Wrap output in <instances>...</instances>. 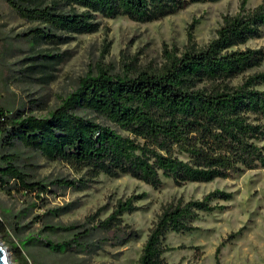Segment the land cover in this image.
Listing matches in <instances>:
<instances>
[{"label":"trees","instance_id":"trees-1","mask_svg":"<svg viewBox=\"0 0 264 264\" xmlns=\"http://www.w3.org/2000/svg\"><path fill=\"white\" fill-rule=\"evenodd\" d=\"M215 1L5 0L22 18L42 25L30 29L25 39L45 44L67 40L61 33L97 31V14L146 22L191 3ZM245 3L240 1L235 14L222 16L215 37L203 46L194 41L199 21L194 18L184 49L164 45L163 62L154 70L140 68L136 57L123 60L125 69L120 73L99 62L95 74L80 78L77 87L44 116L1 106L0 184L41 197L57 187L81 190L99 174L128 175L157 189L164 178L179 186L264 168V45L241 48L261 35L264 4L246 8ZM67 7L83 11H66ZM19 145L49 161L65 162L84 175L48 182L36 179L34 165L18 153ZM145 195L116 199L104 218L99 214L107 204L88 214L82 224L45 225L48 233L64 230L69 238L56 242L40 236L19 239L13 247L14 260L29 264L23 246L30 240L51 252L68 253L72 256L69 264H84V259L75 256L91 254L103 245L123 246L138 237L123 215L139 210L136 201ZM232 196L231 191L215 189L201 198L178 197L164 204L148 230L137 264H169L165 253L175 248L165 243L166 235L197 230L193 222L201 212L225 207L212 204L214 199L229 201ZM67 209L63 206L49 214ZM21 228L17 226V233ZM241 230L221 241L215 250L217 262L220 246ZM6 231L7 224L0 221V234L9 237Z\"/></svg>","mask_w":264,"mask_h":264},{"label":"rangeland","instance_id":"rangeland-1","mask_svg":"<svg viewBox=\"0 0 264 264\" xmlns=\"http://www.w3.org/2000/svg\"><path fill=\"white\" fill-rule=\"evenodd\" d=\"M240 1L191 3L175 13L146 22L97 14V31L61 33L68 37L67 40L45 44L40 40L25 39L30 29L41 27V24L27 21L5 0H0V109L2 106L7 110H24L28 114L44 116L77 87L80 78L88 73L95 74V65L99 62L120 73L125 69L122 61L136 57L140 68L154 70L163 62L164 45L179 51L184 49L187 29L194 18L199 20L193 31L194 41L203 46L215 37L224 14L238 12ZM260 3L264 4V0H246L245 7L252 8ZM65 10L81 12L83 8L67 7ZM262 45L264 29L258 38L249 39L241 48ZM17 149L22 157H29L36 179L48 182L64 176L80 178L84 175V171L77 172L65 162L49 161L20 145ZM215 189L231 191L232 199H214L212 204L218 202L225 207L211 213L201 212L193 222L197 230L169 232L165 243L175 249L165 253L166 260L169 264H264V168L246 170L225 179L186 182L179 186L164 178L163 185L157 189L128 175L99 174L81 190L57 187L55 192L41 197L0 184V221L7 224L9 236L0 234V242L7 248L13 264H18L14 260L13 247L20 243L19 239L36 236L54 242L67 239L66 231L48 233L45 225L82 224L88 214L107 204L108 207L99 214V218H104L116 199L145 193L136 201L140 209L123 215V220L136 229V239L123 246L106 244L91 254L75 256L76 260L84 259V264H137L148 230L164 204L178 197L201 198ZM63 206L68 209L59 215L49 214ZM17 226L22 227L18 233ZM240 228L238 235L220 246L217 262L215 250L218 245L229 233ZM23 249L29 264L34 261L69 264L72 259L68 253L51 252L35 240L27 241Z\"/></svg>","mask_w":264,"mask_h":264},{"label":"water","instance_id":"water-1","mask_svg":"<svg viewBox=\"0 0 264 264\" xmlns=\"http://www.w3.org/2000/svg\"><path fill=\"white\" fill-rule=\"evenodd\" d=\"M0 264H13L10 254L5 246L0 242Z\"/></svg>","mask_w":264,"mask_h":264}]
</instances>
